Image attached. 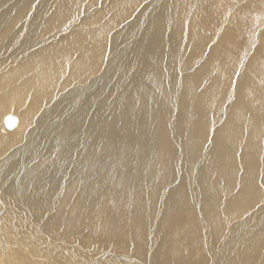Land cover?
I'll return each mask as SVG.
<instances>
[{
  "label": "bare ground",
  "instance_id": "obj_1",
  "mask_svg": "<svg viewBox=\"0 0 264 264\" xmlns=\"http://www.w3.org/2000/svg\"><path fill=\"white\" fill-rule=\"evenodd\" d=\"M182 1L0 0V264H264V0Z\"/></svg>",
  "mask_w": 264,
  "mask_h": 264
},
{
  "label": "rangeland",
  "instance_id": "obj_2",
  "mask_svg": "<svg viewBox=\"0 0 264 264\" xmlns=\"http://www.w3.org/2000/svg\"><path fill=\"white\" fill-rule=\"evenodd\" d=\"M114 1H116V0H114ZM184 2V0L181 2V3H183ZM142 5H144V4H141L140 6H138L137 8H135L136 9V12H138L141 8H142ZM237 7L238 6H235L234 8H231V7H229V8H227V9H225V11L222 13H220V14H222L221 15V25L220 26H217L216 28H214L212 31H209L208 33H207V35L206 36H204L205 38L204 39H202V40H200L201 41V50H200V52H199V54L196 56V57H194L193 58V63L198 59V60H201L205 55H206V53H207V49H208V47L209 46H212V47H215L216 48V46H218V44L220 45V43H219V41L217 40V39H212V37L213 38H216L218 35H219V33H220V31L224 28V27H226L227 25H228V21L231 19V20H235L234 18H235V10L237 9ZM102 10V9H101ZM135 12V13H136ZM187 14V13H186ZM186 22H188L189 23V25H188V28H189V36H191V34H193V25H192V22H193V20H192V17H190L189 19H187V17H182ZM262 18H264V16L262 17ZM196 20H198L199 22H201L202 23V21H200L199 20V18H198V16H197V19ZM249 29L251 28V26L250 25H248L247 26ZM185 29L186 28H184V30H182V32H181V36L179 37L180 39H183L184 38V35H185ZM259 39H260V35H264V21H262V23H261V27H260V29H259ZM257 33V32H256ZM246 38H248V37H246ZM246 38L244 39V41L243 40H241L240 42L241 43H238L239 45H237V48L238 49H243V46H248L249 45V43H250V40H249V38H248V40H246ZM211 41V42H210ZM188 43V45H189V42H187ZM258 43V42H257ZM257 43H255V45H257ZM176 44H178V42L176 43ZM254 44V43H253ZM119 45H121V43H118L117 45H115L114 46V48H111L110 50H111V52L117 47V49L116 50H114V51H117L119 48H120V46ZM187 44H186V42H185V44H184V47L186 48V46H188ZM207 45V46H206ZM108 46L109 45H106V48L108 49ZM177 48H175V50H176ZM252 50V49H251ZM250 50V51H251ZM113 51V52H114ZM250 51H247L246 52V54L241 58L242 59V61H241V59H236V60H234V62H232L234 65L233 66H231V71L229 72L230 74H231V77H233L234 76V78L233 79H236L237 77H238V75H240L242 72H243V69H242V66H244V64H246L247 62H248V58L252 55V51L250 52ZM187 52H188V47H187ZM248 54V55H247ZM214 56V55H213ZM249 56V57H248ZM245 57V58H244ZM214 58V57H213ZM213 60H216L215 58L213 59ZM213 60H210V61H213ZM209 61V62H210ZM216 61H218V60H216ZM231 62V61H230ZM226 65H228L227 63H226ZM230 68V67H229ZM193 82V81H192ZM193 84L195 85V83L193 82ZM198 86H200V84L198 85ZM197 86V89L199 88ZM230 93H232V92H230ZM5 118V117H4ZM2 126H3V120H2ZM4 128V127H3ZM223 222H225V220H220V222H219V226H220V231L217 233V237L215 238V240H222V237H224V236H226V234L228 233L227 232V228L224 226V224H223ZM228 227H229V225H228ZM58 240H59V238H58ZM199 241H200V247H201V249H202V251H204V246H205V244H206V241H207V237H206V235H205V232H204V230H203V232H202V234H201V236H200V238H199ZM215 242V241H214ZM2 252H3V254H4V256H7L6 254H5V252L2 250ZM96 252V251H95ZM211 255H208L207 256V259H209V257H210ZM1 261H3L2 259H0ZM208 262H211V258L208 260ZM1 263V262H0ZM209 264H211V263H209Z\"/></svg>",
  "mask_w": 264,
  "mask_h": 264
},
{
  "label": "water",
  "instance_id": "obj_3",
  "mask_svg": "<svg viewBox=\"0 0 264 264\" xmlns=\"http://www.w3.org/2000/svg\"><path fill=\"white\" fill-rule=\"evenodd\" d=\"M16 122L17 121H16L15 117L8 116V117H6L4 119L3 124H4L5 129L9 131V130H12L15 127Z\"/></svg>",
  "mask_w": 264,
  "mask_h": 264
}]
</instances>
